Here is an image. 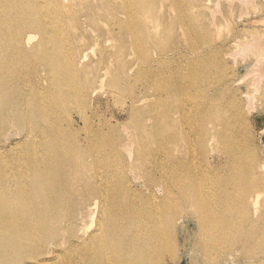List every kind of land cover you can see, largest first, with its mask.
Returning a JSON list of instances; mask_svg holds the SVG:
<instances>
[{"label":"bare ground","instance_id":"bare-ground-1","mask_svg":"<svg viewBox=\"0 0 264 264\" xmlns=\"http://www.w3.org/2000/svg\"><path fill=\"white\" fill-rule=\"evenodd\" d=\"M63 1L0 0V264H163L164 253L174 256L181 200L195 208L201 238L209 241L205 249L231 258L234 250L225 246L234 243L253 261L264 233L261 215L254 217L250 207L256 206L254 189L264 190V178L246 186V166L239 165L231 172L239 182L224 189L220 173L193 179L186 161L185 171L175 158L137 164L151 155L153 137L168 146L165 157L181 141L170 119L179 110L172 87L159 86L141 98L134 94L141 83L171 78V50L162 43L178 0H85L78 5H84V21ZM188 2L195 14L207 4ZM99 14L105 25L96 20ZM105 40L114 43L105 48ZM89 42L100 48L96 59L84 61ZM138 63L142 67L132 69ZM98 94L120 102L127 116L122 132L91 109ZM218 116L205 99L195 117L199 143L224 144L230 123L217 122ZM127 171L144 180L142 189ZM213 220L220 225L207 227Z\"/></svg>","mask_w":264,"mask_h":264},{"label":"rangeland","instance_id":"rangeland-1","mask_svg":"<svg viewBox=\"0 0 264 264\" xmlns=\"http://www.w3.org/2000/svg\"><path fill=\"white\" fill-rule=\"evenodd\" d=\"M71 1L66 0L63 3L66 2L64 4H67L68 2V4L79 9L78 11L74 8V13L84 21V5H80L83 6L84 12L80 10L81 7L78 5L89 0ZM186 1L188 2V0H178L179 5L173 12L174 15H171L170 31L166 32V41L162 43L167 51H172L167 52L171 58L170 67L173 69L169 73L171 78L157 80L150 84L141 83L142 85H137L134 90V94L141 98L145 94H151L154 89L156 90L153 93L157 89H161L159 86L169 84L172 87L166 85L173 90L176 99L173 103L176 102L174 105L178 106L179 110L172 112L170 119L175 125V136L180 138L181 141L169 152V157H165L163 150L168 146L165 143L163 144L161 138L153 137L156 140L152 142L151 155L137 160V164L140 165L139 167L146 166L152 160L167 164L175 158L181 160L182 168L185 171L186 161L189 175L193 179H214L220 173L224 181V189H230L239 182L238 176L231 172L239 165H244L246 169L243 171L242 178L244 184L251 187L257 182L258 178H264V0H204L205 3L207 2L206 7L200 11L198 10L199 12L196 11V14L192 12ZM161 2V5L169 3L168 0H162ZM158 5L159 2L154 4V6L160 8ZM163 17V15L159 17V25ZM66 18L68 19V17H65L64 20ZM99 18H102L101 21L98 20ZM104 18L99 14L96 20L105 25ZM159 25L158 28L161 30ZM88 31L90 32L89 29ZM92 35H95V33ZM113 43L114 41L105 40L102 45L108 48ZM167 44L171 47L166 46ZM97 45L89 42L88 46H85L84 53L87 56L84 61H87L86 59H96V49L100 48ZM89 46L91 47L89 48ZM158 49H161V47ZM132 58V55L126 57L129 62L130 60L133 61L134 58ZM134 67L140 68L142 65L139 63L133 64L132 69ZM131 71L133 73L129 71L131 73L129 75H133L135 72L134 70ZM100 93H105L104 87L100 89ZM97 96L100 97V94ZM124 96L121 99L125 98ZM205 99H210L214 104V108L218 110L217 120L219 121L217 122L228 121L230 123L224 127L227 137L223 145L216 144L214 141L209 144L197 141L199 140V123L195 117L204 109ZM96 102L97 100L91 102V109L95 108L93 112L100 115L102 119H107L108 125H112L113 129L122 132V127H120L122 123L120 122L127 116L123 113L124 109L119 107L121 106L120 102H117L112 95L105 94L100 97L99 103L94 107L93 105ZM128 102L127 97L126 104ZM147 102H151V100ZM118 108H121V110ZM145 110H148L146 106L143 107V111ZM116 120H119L118 123L120 124L118 126L115 124ZM211 120L213 122L214 118ZM209 125L211 126V124ZM187 128L190 136L187 143H185V129ZM111 135V132L105 135L106 141L110 139ZM217 149H220V151H217ZM255 165H257V172L254 168ZM172 170L174 171L175 167ZM127 174L137 184L138 189L143 188L142 178L141 180H135L130 172L127 171ZM155 190L158 199H161V189L155 187ZM255 190L252 194L256 198V206L250 207V211L254 213V217L255 215H261L260 231L264 233V190H260L259 193ZM143 194L144 197L146 196L145 198L148 197L147 193ZM135 195H138V193ZM198 197L199 195L196 192L191 195L193 201H196ZM184 203L181 200L182 205L180 204L179 207L181 212L178 211L177 215L181 219L176 218V228L178 226V229L175 231V245L177 243L178 250L174 247L173 257H171L170 252L164 253L161 256L163 264L264 263V237L261 240L262 249L251 257L254 262L248 258L249 256L243 254L234 243L225 246L226 250H232L233 248L232 259L229 257L230 255H224L225 253L222 254V252L220 255L214 252H211V254L208 248L205 249L209 241L201 238L200 229L194 221L195 208L186 206ZM201 205L202 203L199 202L196 206ZM219 225L220 222L215 220L206 222L207 227H218ZM199 240L200 242H198ZM197 251L199 254H197ZM223 256L225 257L223 258Z\"/></svg>","mask_w":264,"mask_h":264}]
</instances>
